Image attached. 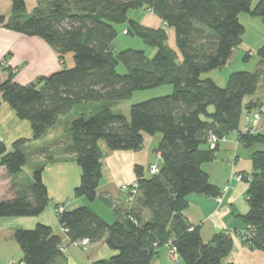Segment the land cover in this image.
<instances>
[{"label":"trees","instance_id":"16d2710c","mask_svg":"<svg viewBox=\"0 0 264 264\" xmlns=\"http://www.w3.org/2000/svg\"><path fill=\"white\" fill-rule=\"evenodd\" d=\"M10 1L12 15L7 20L0 16V25L42 39L61 59L72 54L74 65L19 85L14 82L13 70L2 65L7 57L0 63V70L6 74V80L0 82L1 101L18 120L28 122L31 130V138L16 140L12 151L0 140V167L8 176L18 174L26 164L22 147L39 140L75 106L102 103L94 116H78L70 122L63 143L56 141L42 152L46 159H51L55 149L75 158L81 177L74 197L89 202L96 199L104 156L100 141L110 151L137 152L142 148L143 134H160L156 149L161 159L159 172L145 178L141 167L134 168L138 196L127 211L102 198L116 217L111 224L85 206L63 209L58 221L67 239H86L89 244L104 239L115 254L93 264H152L154 248L169 243L181 264H223L231 251V237L219 233L203 243L199 228L187 222L183 211L190 194L213 198L220 194L203 169L216 150L209 149L207 134L225 139L237 131L243 99L253 96L264 84V46L255 52V71L231 74L225 87L206 77L227 65L241 44V14L264 21V0H259L254 9L253 0H51L30 14L22 0ZM140 9L151 10L173 29L181 60L167 47L163 29L144 28L128 19L130 10ZM121 25L126 26V35L155 49L151 59L143 51L114 52L113 42ZM248 57L246 53L244 61ZM119 64L128 72L118 74ZM164 85L172 87L171 94L131 105L129 118L111 111V104L129 99L136 91ZM257 104L261 103L251 102L244 110ZM237 138L245 147L263 146L250 156L253 172L247 192L249 210L242 220L252 228V237L244 244L264 251V134ZM42 173L40 166L34 170L30 185L13 186V197L0 201V220L43 213L48 197ZM14 239L25 264H63L61 237L49 227L16 230Z\"/></svg>","mask_w":264,"mask_h":264},{"label":"crops","instance_id":"0c3cea01","mask_svg":"<svg viewBox=\"0 0 264 264\" xmlns=\"http://www.w3.org/2000/svg\"><path fill=\"white\" fill-rule=\"evenodd\" d=\"M22 1L25 3L27 14H30L38 5H45L51 0ZM258 1L253 0L251 9L255 8ZM11 15V1L0 0V16L7 20ZM134 17L128 19L135 21L141 27L154 30L163 29L167 35V47L175 52L179 60H181L177 53L173 29L166 27L159 18L146 9L138 10V12H135ZM239 21L244 27V34L242 42L236 48V51L244 45L246 53L249 54L247 62L250 63V68L244 66L241 67V71L253 72L258 68V59L255 57V52L264 46V21L260 18L251 17V25L249 24L251 28L250 42L245 38L247 30L246 16L240 15ZM125 31L126 28L122 30V34H125ZM5 57H7L6 64L2 63V65L13 70L15 74L14 82L19 85H27L37 78L48 77L63 69H69L71 68L69 67L70 60H72L74 65L72 54H66L61 59L42 39L27 37L9 31L0 25V63ZM242 60L244 61V55ZM230 62L231 60L225 67H229ZM235 72L237 71H232L227 76H218L219 81L210 74L206 77L212 79L218 86L225 87L229 76ZM4 80H6V74L0 70V82ZM171 93L172 91L168 92V95ZM251 102L264 104V90H259L253 96H247L243 99L238 130L243 126L246 111L244 108ZM114 105H119V103L110 105L114 114H121L129 118L126 113L123 114L113 109L115 108ZM101 106L102 103H97V105H79L80 113L67 121L64 130L69 128L70 122L75 117L90 118L99 112ZM7 107L4 106L3 102H0V111L7 112ZM62 119H59L57 124L47 130L39 140L32 141L36 144H32L38 145V142L42 141L49 131H53ZM27 134L30 135H27L24 139L31 138V130ZM15 138L16 141L23 137L17 136ZM160 141V134L153 136L143 134L142 148L137 152L110 151L105 143L100 144L101 142H99V147L104 156L101 166V180L96 191L97 196L92 202L82 197H74V190L80 183L81 171L75 162V158L64 155L60 149L53 150L51 159H46L42 154L44 147L36 146L32 153L33 157L30 158V164H25L21 171L13 176H8L5 169L0 167V201L13 197L14 185H30L34 170L40 166L43 167L42 181L47 189L48 197L47 207L43 213L36 217L3 218L0 220V264H8L11 260L21 261L23 254L14 239V232L16 230H31L37 225L47 226L52 230L53 234L61 237L64 242V248L61 251L64 257L63 264H93L100 260H107V257L103 258L100 256L102 247L105 244L104 239L96 244H88L86 251H81L73 246L58 221L57 210L59 208L73 210L85 206L95 212L105 222L113 223L116 219L114 212L108 204L103 202L102 198L111 199L121 211L129 210L131 207L126 204L124 195L119 191V186L137 181L134 171L136 166L142 168L143 176L146 178L150 176L148 172L150 165L157 164L159 166L161 164L159 154L156 152ZM262 149L263 146L261 145L245 147L235 134H229L225 140L217 144L213 160L203 166L212 186L217 188L219 192L223 188H227L221 204H217L215 198L202 194H190L187 196V208L183 211V216L188 223L199 228L203 243H208L214 235L219 233H226L231 237V251L223 260V264H264L263 250L251 248L241 242V236L247 228L242 217L249 210L247 203L249 185L244 181L235 180V177L239 174L245 176L252 174L253 167L250 156L254 151H261ZM146 216L147 213L144 214V217ZM167 250V246L154 248L152 264H171Z\"/></svg>","mask_w":264,"mask_h":264},{"label":"rangeland","instance_id":"374dc122","mask_svg":"<svg viewBox=\"0 0 264 264\" xmlns=\"http://www.w3.org/2000/svg\"><path fill=\"white\" fill-rule=\"evenodd\" d=\"M135 12H138V10H130L127 14V17L131 19L132 17H134ZM241 15H244L247 18V22H246L247 23V28H246L247 30H246L245 38L247 41L250 42L251 41V28H250L249 24L251 25V21H250L251 16H249L248 14H244V13ZM253 18H258V17H253ZM125 28H126V26H123V25L117 27V36L113 42L114 52L118 53V52L124 51L126 49H130L133 51H143L146 58L151 59L155 53V49L149 47L141 39H139L137 37L122 34V30ZM245 54H246V51H245L244 45L237 51L235 49V53L233 52V55L230 59L231 62L229 63V67H225L226 66L225 65L220 70L210 72L209 74L212 75L213 77H215L217 79V81H219L218 76H227L229 73H232V71H237V72L241 71L242 70L241 67H244V66H248V68H250V63L242 60V57ZM69 67H71V68L73 67L72 60H70ZM251 67H252V65H251ZM116 71L118 74L123 75V74L128 72V69L124 65L119 64L116 68ZM214 73H216V74H214ZM209 74H207V75H209ZM259 90H264V84L259 87L258 91ZM171 91H172V88L169 85H164V86H160V87L149 89V90L136 91L132 94V96L129 99L124 100L122 102H118L119 105H114L115 108H113V109L120 111V113H123V114L126 113L127 115H129L131 105L145 101V100H148V99H151V98L168 95V92H171ZM0 100H1V97H0ZM0 102H2V101H0ZM118 103H116V104H118ZM87 104L97 105V103H87ZM4 106H8V105H6L4 103ZM7 108H8L7 112H4L3 110L0 111V139H1V141H3L7 150L12 151L13 143L16 139L15 137L19 136V137L25 138V137H27V135H30V134H27V133H30V125L26 121L18 120L15 117L13 111L9 107H7ZM80 111H81V109H80L79 105L75 106L69 112V114L62 117L63 118L62 121H60L59 125L57 127H55V129L53 131H51V132L49 131L50 133L48 132L43 137V140L38 142V145H33L36 143L29 142L30 145L28 143L27 146L25 145L26 147H22V152L25 154L26 161H27L26 164H30V162H31L30 158L33 157L32 153L34 152L36 146H43L44 148H46V147H49L52 144H54L56 141L63 143L68 136V128H67V130H64L65 124L67 123V121H69L75 115L79 114ZM100 142H101L100 144H104L103 141H100ZM87 248H88V245L84 250H82V249H79V250L86 251ZM102 248L103 249L100 252V256L103 258L107 257V260L110 259L115 254V252L110 250L106 246V244H104ZM14 261H16V260H14Z\"/></svg>","mask_w":264,"mask_h":264},{"label":"built area","instance_id":"2783aa9c","mask_svg":"<svg viewBox=\"0 0 264 264\" xmlns=\"http://www.w3.org/2000/svg\"><path fill=\"white\" fill-rule=\"evenodd\" d=\"M148 12H151V10H147ZM125 33V32H124ZM233 134L237 135H258V134H264V105L257 104L255 107L251 108L250 110H246L244 114V120H243V126L240 130L234 131ZM225 140L217 138L213 133L207 134V145L209 149L214 150L217 146V144L220 141ZM160 158V155H159ZM149 175H156L159 172V166L157 164H152L148 168ZM236 181H244L245 183L249 184L251 181V175H242L239 174L235 177ZM227 188H223L221 190L220 194L215 197V201L217 204H221L223 195L225 194ZM119 191L121 194L124 195L125 202L128 206L132 207L135 203V200L138 196V182L134 181L131 184H122L119 186ZM62 208H59L57 210V215H59L62 212ZM63 228V227H62ZM63 232L65 233V229L63 228ZM252 237V228L250 226H247L245 232L241 236V242L245 243L249 241ZM73 246L77 247L78 249L84 250L87 245L89 244L88 240L83 239L76 242H71ZM167 246V255L168 259L171 264H181L180 259L178 256V253L174 246H172L170 243L166 245ZM64 248V242L61 240L60 250L62 251ZM8 264H25L23 261H14L11 260L8 262Z\"/></svg>","mask_w":264,"mask_h":264}]
</instances>
